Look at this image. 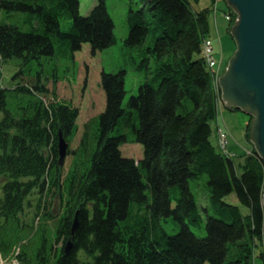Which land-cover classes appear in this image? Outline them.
Masks as SVG:
<instances>
[{"label":"trees","instance_id":"1","mask_svg":"<svg viewBox=\"0 0 264 264\" xmlns=\"http://www.w3.org/2000/svg\"><path fill=\"white\" fill-rule=\"evenodd\" d=\"M194 1L129 0L125 45L144 79L124 106L127 68L103 69L105 107L72 148L79 108L55 90L50 101L44 95L84 43L95 54L116 42L107 0L87 15L80 0H0V57L20 66L13 86L0 72L3 253L18 244L17 257L30 264H264V161L253 144L238 163L212 141L221 105L203 53L212 6ZM226 12L230 27L236 14ZM61 135L70 143L67 170ZM125 143L139 144L142 156L124 154ZM193 179L209 190L206 205ZM52 230L64 240L55 256Z\"/></svg>","mask_w":264,"mask_h":264},{"label":"rangeland","instance_id":"2","mask_svg":"<svg viewBox=\"0 0 264 264\" xmlns=\"http://www.w3.org/2000/svg\"><path fill=\"white\" fill-rule=\"evenodd\" d=\"M98 0H80V12L83 15H87ZM197 8H204L212 6L210 13V25L211 33L210 39L212 40L213 54L216 59V70H214V79L219 83L220 76L224 73L229 59L236 49V42L231 35L230 25L231 16L228 12V5L226 0H198L194 1ZM108 10L114 18L115 27L114 32L116 35V42L104 50L98 51L92 54L91 46L89 43H84L81 50L75 54V65L70 67L69 71H65L66 61H62L60 68V75H66L67 77L61 78L56 82L50 81L48 88L50 93L44 95L45 100L50 101L53 98V90L56 91L59 99H66L71 101L80 110L78 117L79 132L76 139L72 142L71 147L75 148L80 140L83 133L85 123L93 116L103 111L106 103V95L104 89L100 85L101 72L103 69L106 71H118L120 68H127L126 74V95L123 100L124 106L133 94L138 92L139 83L144 79V75L135 70L134 64L131 60L132 55H136L133 51L125 45V38L129 33L128 23V11H129V0H107ZM236 14V13H235ZM3 15L0 12V18ZM237 17V15H236ZM219 27H216V24ZM219 45L221 51H217L216 44ZM20 70L18 60L16 58L4 61L0 57V72L3 76V83L5 86H13L14 83L20 78V76L14 77L17 71ZM46 70H51L49 63H46ZM26 79V78H25ZM221 92V87L219 84ZM222 112L225 114L224 120L220 117ZM249 115L245 114L241 110L230 109L227 107L221 96V105L219 106L218 118L215 120L213 127L214 132L212 135V141L218 150H221L219 145V134L216 131L218 126L225 128L228 138V147L230 150L235 152L236 162H240L242 155L251 147L252 141L250 140V133L246 136V124L248 122ZM252 122V120H251ZM230 130H228L226 124ZM218 135V136H217ZM248 137V138H247ZM124 154L134 156L139 159L142 156V147L137 143H125L122 145ZM72 160V156L69 154L65 161V170L68 169ZM191 187L196 195L198 204L200 206L206 205L209 202V190L205 187L204 182L201 179H193L190 181ZM3 196V189L0 187V198ZM233 201H236L234 194L227 197ZM58 208L54 209L55 214H58ZM53 222L51 227L53 228ZM197 232L201 233L198 229ZM53 236V255H57L63 247V235L52 230ZM36 239L32 238V241ZM34 243V242H33ZM19 249V245H13V248L0 255V264H20L15 260L13 251ZM10 253V254H9ZM10 256H8V255ZM17 259V258H16ZM23 264H30L25 262Z\"/></svg>","mask_w":264,"mask_h":264},{"label":"water","instance_id":"3","mask_svg":"<svg viewBox=\"0 0 264 264\" xmlns=\"http://www.w3.org/2000/svg\"><path fill=\"white\" fill-rule=\"evenodd\" d=\"M237 17L231 27L236 49L219 78L222 101L227 107L241 110L252 117L250 140L264 161V0H226ZM70 143L61 135L59 163L68 156ZM262 204L264 207V190ZM77 212L72 227L79 226ZM73 247L69 240L66 253Z\"/></svg>","mask_w":264,"mask_h":264},{"label":"built area","instance_id":"4","mask_svg":"<svg viewBox=\"0 0 264 264\" xmlns=\"http://www.w3.org/2000/svg\"><path fill=\"white\" fill-rule=\"evenodd\" d=\"M203 53L207 59V61L209 62L210 66L213 67L215 70L217 69L216 68V59H215V55L213 54V48H212V40H207L204 44V48H203ZM216 81V80H215ZM217 85L219 86V83L217 81ZM218 130V134H219V140H220V143H221V148L226 152V153H231L229 150H228V138H227V133L225 131V128L222 127V126H218L217 128ZM18 252H20V247L19 249L16 251H13V254L15 255V260L18 261V263L20 264H23L25 262H23L22 260H20L18 257H17V254ZM10 254V253H9ZM0 255H4V253L2 252V250H0ZM8 255V254H7ZM10 256V255H8ZM27 263V262H26Z\"/></svg>","mask_w":264,"mask_h":264},{"label":"crops","instance_id":"5","mask_svg":"<svg viewBox=\"0 0 264 264\" xmlns=\"http://www.w3.org/2000/svg\"><path fill=\"white\" fill-rule=\"evenodd\" d=\"M198 0H196L195 2H197ZM216 27L218 28L219 27V23H218V25L216 24ZM215 44H216V49H217V51H221V49H220V47H219V45L215 42ZM224 116H225V114L222 112V115H221V117H220V119L221 120H224ZM226 124V123H225ZM226 126H227V124H226ZM227 128H228V126H227ZM228 130H229V128H228ZM229 132H230V130H229ZM234 152V151H233Z\"/></svg>","mask_w":264,"mask_h":264},{"label":"bare ground","instance_id":"6","mask_svg":"<svg viewBox=\"0 0 264 264\" xmlns=\"http://www.w3.org/2000/svg\"><path fill=\"white\" fill-rule=\"evenodd\" d=\"M216 131L218 132V130H216ZM217 136H218V135H217ZM219 145H220V147H222L220 141H219Z\"/></svg>","mask_w":264,"mask_h":264}]
</instances>
